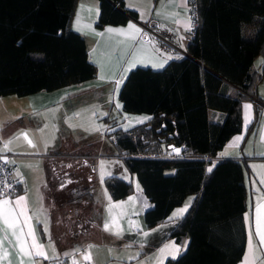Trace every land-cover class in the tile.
<instances>
[{"label":"trees","instance_id":"obj_1","mask_svg":"<svg viewBox=\"0 0 264 264\" xmlns=\"http://www.w3.org/2000/svg\"><path fill=\"white\" fill-rule=\"evenodd\" d=\"M98 1V28L134 17L124 12L123 0ZM76 2L0 0V97L50 92L95 77L84 40L69 29ZM198 19L186 56L161 70L136 68L126 76L118 93L120 116L148 119L131 128L114 120L108 134L147 199L146 228L165 223L193 197L164 237L178 245L186 240V247L164 264H236L245 244L244 174L248 161L264 157L219 159L208 167L240 131L244 94L254 99L250 68L256 58L264 60V0H198ZM259 117L255 104L251 127ZM178 148L180 155L168 156ZM103 184L113 201L133 193L132 184L118 177ZM82 197L91 199L88 189Z\"/></svg>","mask_w":264,"mask_h":264},{"label":"crops","instance_id":"obj_2","mask_svg":"<svg viewBox=\"0 0 264 264\" xmlns=\"http://www.w3.org/2000/svg\"><path fill=\"white\" fill-rule=\"evenodd\" d=\"M123 7L125 12H132L134 17L127 15L126 22L121 25L98 28L99 1L76 2L69 29L84 40L88 60L96 70L92 80L50 92L0 97V157L7 158L12 178L19 189L15 196L0 199H8L9 206L15 209L13 202L20 196L25 197L26 215L30 218L29 222L34 227L38 242L44 245L47 256L46 259L22 256L18 249L12 247L15 240L11 232L5 235L0 231L3 241L0 244V264H22V261L23 264H52L54 261L140 264L146 248L161 249L169 243L178 245L173 239L164 240V237L177 219L173 217V213H177L179 218L178 209L183 208V205L188 209L193 197H186L182 205L170 213L165 223L150 229L143 224L145 230L142 237H131L135 233L130 227L134 218L132 211L137 206V211L141 210L143 214L148 206L147 199L134 175L129 174V178L125 179L122 168H116L117 175L111 174L109 165L114 164V161H121L115 156L114 146L113 153H109L107 145L99 146L100 152L93 153L92 136L87 133L90 125L87 123L92 124L91 117H95V120L109 124L110 133L115 129L111 126L112 122L124 119L123 115L120 116L118 93L128 73L136 68L158 71L168 61L186 56L161 51L143 28L167 31L185 53L187 44L194 35L184 27L190 17L187 0H123ZM129 23L141 29L135 40L115 31H107L109 28L127 30ZM262 61V58H256L250 68L255 76L252 86L254 99L243 93L248 99L240 103V131L228 139L208 169L219 159L264 157ZM159 63L164 66L153 67V64ZM117 104L120 105L119 108L116 107ZM245 104H251L252 110H246ZM255 104L258 105L260 117L257 124L251 127ZM132 117L131 124L123 120V128H131L144 122L147 116ZM211 118L216 122L219 114L216 113ZM110 138L111 141L113 136L110 135ZM177 154H180V148L173 149L168 156ZM97 160V165L102 167L101 171L107 167V173H103L98 179L101 185L96 191L98 195L95 193L93 179ZM247 166L249 170L244 174L247 190L243 214L245 244L242 258L236 264H264V244L257 235L256 226L258 213L264 219V161L250 160ZM106 177H118L130 182L133 193L123 200L113 201L103 184ZM85 189L91 194L90 200L82 197ZM19 219L23 226V217ZM106 221L109 223L108 230L104 228ZM121 225L126 226L125 234L121 231L119 235L114 234ZM144 233L148 235L145 236ZM143 238L149 241L146 242ZM186 244L185 240L178 245L181 248L177 251L178 255ZM86 254L89 256L88 260L84 259ZM168 254L163 251L157 259L165 263L170 259Z\"/></svg>","mask_w":264,"mask_h":264},{"label":"snow or ice","instance_id":"obj_3","mask_svg":"<svg viewBox=\"0 0 264 264\" xmlns=\"http://www.w3.org/2000/svg\"><path fill=\"white\" fill-rule=\"evenodd\" d=\"M184 27L188 31L191 30V28L193 27L191 17L188 18V22L184 25ZM107 31L110 33L115 31L120 35H124L128 37V39L130 40H135L136 37L141 33V29L136 27V25L133 23L128 24L127 30H123V29L114 30L112 28H109ZM168 59H171V57H168ZM262 63H264V61H262ZM163 66H164L163 63L153 64V67L156 68H162ZM117 83H119V81ZM116 107L119 108L120 105L117 104ZM244 108L248 111H251L252 105L245 104ZM144 119H148V117H145ZM237 139H239V137H237ZM10 143L11 141H9V144ZM29 144H32V142L29 141ZM5 147H7V145H5ZM208 171H211V168L208 169ZM129 199L132 198L130 197ZM13 203L15 205V209L9 206L10 201L8 199H0V231H2L5 235L11 232V236L15 240V243L12 245V247L18 249L19 253L22 256L44 257L46 259L47 256L45 253L44 245L38 242L34 227L29 222L30 218L26 215L27 207L25 204V197L20 196ZM186 210H187V206L185 208L180 209L179 215H182ZM20 217H23V226H21V221L19 219ZM173 217L178 218V214L173 213ZM113 223H115V218H113ZM256 226H257V235L259 236L261 243L264 244V231H262V229H264V219H262L259 213L257 215ZM25 228L27 229V231H25ZM104 228L105 230L109 229V223L107 221L104 224ZM114 234L119 235V232H116ZM144 235L147 236L148 233H144ZM2 242H3L2 238H0V244H2ZM249 246L251 249L252 247L251 235L249 236ZM167 247L168 246H166V248ZM173 247L175 246L173 245ZM0 251H2V248H0ZM161 251H163V249ZM4 254L6 255L7 253L5 252ZM84 259L88 260L89 256L86 254L84 256Z\"/></svg>","mask_w":264,"mask_h":264},{"label":"rangeland","instance_id":"obj_4","mask_svg":"<svg viewBox=\"0 0 264 264\" xmlns=\"http://www.w3.org/2000/svg\"><path fill=\"white\" fill-rule=\"evenodd\" d=\"M89 117V116H88ZM110 117H112V113L110 115ZM93 119L92 124L87 123V125H90L87 127V130H89L87 133H91L92 136V151L93 153H98L100 152L99 146L100 147H104L105 145L108 146L109 149V153H113L114 148L112 145V142L110 141V136L108 134V123L105 122H100L99 120H95V117H91ZM94 158H92L93 160ZM96 163V164H95ZM95 169H94V175H93V179L95 181L94 183V188H95V193H97L96 195H98L97 188L98 186H101L100 183L98 182V179L100 177H102L101 175H104L103 173H107V167H105L102 171H101V165H97L99 164V161H95ZM111 174L112 173H116L115 175H117L118 173V169L116 170V168H122V170H124V174H125V179L129 178V173L126 171L123 163L121 161H114V164H110L109 167ZM115 171V172H114ZM126 172V173H125ZM119 175V174H118ZM97 197V196H96ZM135 206V205H134ZM184 208V205H183ZM180 209H182L180 207ZM178 209V210H180ZM142 211L139 210L137 211V206L134 207L133 211H132V216H134L133 220L131 221L130 227L132 228V230L135 232L134 234H131V237H142L143 234V218H142ZM184 215V213L182 215H179V217H182ZM129 225H127L128 227ZM125 225H121L119 228H116V230L124 232L125 234ZM129 238V237H128ZM143 240H145L146 242H148L149 240L147 238H143ZM156 243V242H153ZM152 243V244H153ZM150 243V245H152ZM149 245V244H147ZM155 245V244H153ZM174 243H169L166 247H163L161 249L159 248H155L153 250L146 248L145 250V255L144 257L141 259V263L140 264H163L164 261H160V259L158 260L157 258L160 256V254H162V252L164 251L165 254L170 255V259H175L178 255L177 249L180 251L181 248L178 245H174L175 247H173ZM163 249V251H161Z\"/></svg>","mask_w":264,"mask_h":264},{"label":"built area","instance_id":"obj_5","mask_svg":"<svg viewBox=\"0 0 264 264\" xmlns=\"http://www.w3.org/2000/svg\"><path fill=\"white\" fill-rule=\"evenodd\" d=\"M187 7L189 10V16L192 18L193 27L191 29L194 34L198 23V0H187ZM128 17V16H127ZM144 31L155 42L156 46L163 52L174 53L179 55H186L180 50L177 43H175L172 35L165 30L154 31L144 27ZM125 123H133V117L131 115L124 116ZM180 155V154H177ZM176 155V156H177ZM19 189L12 178L11 167L6 157H0V198H11L18 193ZM52 264H90L88 262H70L54 261Z\"/></svg>","mask_w":264,"mask_h":264},{"label":"bare ground","instance_id":"obj_6","mask_svg":"<svg viewBox=\"0 0 264 264\" xmlns=\"http://www.w3.org/2000/svg\"><path fill=\"white\" fill-rule=\"evenodd\" d=\"M115 7H116V6H115ZM124 12H125V11H124ZM126 12H127V11H126ZM127 13H128V12H127ZM127 13H126V14H127ZM127 15L130 16L129 14H127ZM131 16H132V15H131ZM191 29H192V28H191ZM193 36H194V35H193ZM175 55H176V54H175ZM180 56H181V55H180ZM247 97H248V96H247ZM19 188H20V187H19Z\"/></svg>","mask_w":264,"mask_h":264}]
</instances>
